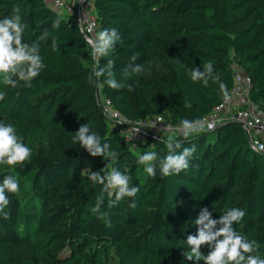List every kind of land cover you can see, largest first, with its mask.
I'll return each mask as SVG.
<instances>
[{
    "label": "trees",
    "instance_id": "16d2710c",
    "mask_svg": "<svg viewBox=\"0 0 264 264\" xmlns=\"http://www.w3.org/2000/svg\"><path fill=\"white\" fill-rule=\"evenodd\" d=\"M94 2L99 31L116 28L120 35L98 59H92L77 22L66 21L44 0H0V19L10 17L14 6L21 8L25 43L48 33L40 42L45 67L30 86L0 82L7 93L0 121L14 126L31 149L22 165H0V183L13 175L20 186L18 193H6L8 215H0V264H194L183 255L184 242L197 233L194 221L202 207L213 219L230 208L244 210L233 227L257 241L253 254L264 258V156L249 146L239 124L225 122L187 139L174 136L182 143L176 153L196 148L189 169L165 177L157 165L150 177L138 157L154 151L163 158L168 137L148 135L135 151L109 125L98 101L109 98L128 119L159 115L180 124L200 118L222 99L217 83L193 82L188 69L203 71L211 62L229 89L235 62L251 80L250 100L264 108V0ZM56 18L61 24L53 29ZM54 37L58 50L51 47ZM133 54H138L134 62ZM108 60L115 61L119 89L104 77L97 86L88 83L89 73ZM130 63L145 71L125 75ZM83 124L110 144L116 160L91 156L72 143ZM104 167L131 175L139 187L135 197L115 203V196L105 193L101 211L110 223L91 211L103 186L88 176ZM209 251L201 247L203 255Z\"/></svg>",
    "mask_w": 264,
    "mask_h": 264
},
{
    "label": "clouds",
    "instance_id": "9594fccd",
    "mask_svg": "<svg viewBox=\"0 0 264 264\" xmlns=\"http://www.w3.org/2000/svg\"><path fill=\"white\" fill-rule=\"evenodd\" d=\"M13 14L10 17L0 19V82L4 86L17 88L20 86H30L31 81L38 77L45 65L40 55L41 41H46L48 33L45 32L37 41L31 44L25 43L23 33L26 25L22 23L21 8L14 6ZM82 23V22H81ZM61 19L56 18L52 22V28L58 29ZM83 32V27L80 28ZM91 31V29H89ZM120 39L119 32L116 28L104 29L96 33L92 38L85 36V40L91 46L93 59L104 57L114 46L115 42ZM51 47L58 50L56 38L52 39ZM138 54H133L131 61H136ZM115 61L108 60L105 67L94 68L88 75V83L97 86L101 77H104L106 83L112 89L122 87L114 77L112 71ZM145 71L140 64H129V70L125 75H138ZM193 82H202L204 86L209 85V81L219 85V92L225 104L230 103L232 96L228 91L227 85L220 81V77L214 74L213 64L211 62L203 64V71L193 67L188 69ZM7 93L0 91V101H3ZM213 124L202 118L194 120L184 119L180 122L175 131L179 132L182 137L187 139L192 135H198L211 130ZM139 129H136L138 132ZM72 143L79 144L91 156H101L104 160H116L118 153L110 150V144L102 142L98 134L90 132L87 124L79 127L78 131L72 136ZM168 154L163 158L158 153L147 152L138 157L137 163L144 166V171L150 177H155L157 165L159 166L162 176L179 175L190 167V160L196 152V148L183 147L182 151L176 153V149L182 147L180 140L169 136L166 141ZM31 157V149L26 146L18 137L16 129L11 124H5L0 121V165L16 166L22 165ZM103 173V175H102ZM88 179L93 184L103 186L101 193L97 196L96 205L91 209L94 214H98L100 219L110 223L107 213L101 211V206L105 199V193L109 197L115 196V202H120L125 197H135L139 192V187L132 184V177L129 174L122 173L116 168L108 170L106 167L91 171ZM20 190L19 182L13 175H6L0 183V215L7 217L5 209L8 207L10 200L6 193H18ZM111 206V205H110ZM135 203L129 207L134 208ZM245 216V211L240 208H230L220 215L219 219L212 218V212L207 207H202L199 215L194 221L197 226L195 235H188L186 242L188 248L183 255L188 261H200L203 264H264V258L257 253L259 243L255 240L245 239L240 235L233 225L239 223ZM207 245L210 251L203 255L201 247Z\"/></svg>",
    "mask_w": 264,
    "mask_h": 264
},
{
    "label": "built area",
    "instance_id": "2783aa9c",
    "mask_svg": "<svg viewBox=\"0 0 264 264\" xmlns=\"http://www.w3.org/2000/svg\"><path fill=\"white\" fill-rule=\"evenodd\" d=\"M44 1L55 11H63L69 19H74L79 29L83 27L84 31L80 32L84 40L85 36L92 38L99 32V22L97 20L94 0ZM85 42L87 43L86 40ZM91 57L93 59L92 52ZM250 87L251 80L249 76L235 67L234 82L228 89L232 96L231 102L225 104L221 99L209 112L200 118L214 125L211 130H214L225 122L239 124L243 128L246 137L247 135L250 137L249 146L255 152L264 156V108L259 107L250 100L248 95ZM98 101L110 126L116 128L123 142L134 150L139 148L148 135L158 136L159 134H163L167 137L170 135L173 137L181 135L175 131L179 124L165 120L159 115L132 120L114 109L109 98L100 96ZM136 129H139V131L136 132ZM205 131L210 130L206 129Z\"/></svg>",
    "mask_w": 264,
    "mask_h": 264
},
{
    "label": "rangeland",
    "instance_id": "374dc122",
    "mask_svg": "<svg viewBox=\"0 0 264 264\" xmlns=\"http://www.w3.org/2000/svg\"><path fill=\"white\" fill-rule=\"evenodd\" d=\"M58 14H60L66 21H70V19H69V17H67V15L65 14V13H63V11H56ZM85 57V59H88V55H85V56H83V58ZM234 66L236 67V68H238L239 70H241V68H239L237 65H236V63L234 62ZM242 71V70H241ZM109 125H110V123H109ZM113 129H115V130H117L116 128H114L113 126H111ZM116 132H118V130L116 131ZM159 135H161V136H163V134H159ZM136 150H138V149H135V151ZM201 262V260L200 261H193V263L195 264V263H200Z\"/></svg>",
    "mask_w": 264,
    "mask_h": 264
},
{
    "label": "water",
    "instance_id": "95a60500",
    "mask_svg": "<svg viewBox=\"0 0 264 264\" xmlns=\"http://www.w3.org/2000/svg\"><path fill=\"white\" fill-rule=\"evenodd\" d=\"M221 125V124H220ZM219 125V126H220ZM247 139H248V143H250V137H249V135H247Z\"/></svg>",
    "mask_w": 264,
    "mask_h": 264
}]
</instances>
